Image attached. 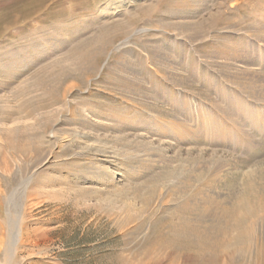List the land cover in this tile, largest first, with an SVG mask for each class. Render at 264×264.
<instances>
[{
  "label": "rangeland",
  "instance_id": "374dc122",
  "mask_svg": "<svg viewBox=\"0 0 264 264\" xmlns=\"http://www.w3.org/2000/svg\"><path fill=\"white\" fill-rule=\"evenodd\" d=\"M0 17V223L26 229L0 264H200L172 229L243 216L256 235L225 261L264 264V0H0ZM121 22L88 81L55 79Z\"/></svg>",
  "mask_w": 264,
  "mask_h": 264
},
{
  "label": "bare ground",
  "instance_id": "6f19581e",
  "mask_svg": "<svg viewBox=\"0 0 264 264\" xmlns=\"http://www.w3.org/2000/svg\"><path fill=\"white\" fill-rule=\"evenodd\" d=\"M33 5H35V4H33ZM39 5H40V3H39ZM36 6H38V5L36 4L35 7ZM29 7H30V5H29ZM25 8H23V9H25ZM34 9H36V8H34ZM26 10H28V8ZM143 12L146 15L147 14H150L151 12H153V8L152 7L151 8L150 7H147L146 9L143 10ZM20 13L22 14L23 12L21 11L18 14H20ZM27 13H30L31 14V12H27ZM23 15L26 16L27 14H23ZM23 18H25V17H23ZM28 18H30V17H28ZM18 22H19V20H18ZM14 26H15V24H14ZM175 26H177V25H175ZM7 27H9V26H7ZM0 28H3V27H0ZM126 28H128V26L125 23H122V22L121 23H113L111 25H105L101 29L100 33H98L96 35H93L92 37L86 39L85 41H82L77 46V49L74 50V52L72 54V57L69 56L70 57L69 58V57L66 56L68 58L67 61H66V65L64 64V66H62L60 68V71H58L59 73H57V75H56L57 78L55 77V79L56 80L57 79L63 80V82H64V80H68V79L70 80V78H72L73 81H71V82L73 83V86L77 85L79 83V81L84 83V81L86 79L89 80V77H91L92 75H94L95 72H96V70H97V68H98L97 67V61H98V59L102 58L103 56H106L105 55L106 54V51L109 48L113 47L114 42H115V38H117L116 37L117 32L118 31H121V30H124ZM2 30H4V29H2ZM128 30H125V33ZM5 34H6V32H5ZM71 53L72 52H70V54ZM59 64H60V62H59ZM56 65H58V64L56 63ZM59 67H60V65H59ZM88 80H86V81H88ZM59 83L60 82H58L57 85ZM86 83L84 85H86ZM59 85L61 86V83ZM65 86H66V84L64 83V86H63L64 89H65ZM56 88H58V87H56ZM74 88L75 87H73V89ZM60 90H62V89H60ZM70 91H71V89H70ZM55 92H57V91H55ZM54 93H52V94H54ZM52 97H54V96H52ZM11 204L12 203H10V205ZM7 211H9V210H7ZM248 217H250V216H248ZM246 220H247L246 217H244V216L243 217H240V219L238 220L237 226L236 227L234 226L235 228L233 229L234 232H235V234H232L234 232L231 233L229 231H225V232H222V233H219L218 234V233H214V231L212 229H210V228H208V229H198L197 228V230H195V234L192 235V236L191 235L190 236H187L186 233H182L181 234V233H179V230H177V229H172L173 230L172 231V234H173V236H175V241L185 240V242H187V244L189 245V247L194 248V249H196L198 251L197 253H199L201 255L199 257V260H198L200 264H215V263H209L207 261V258L206 257H208L209 255H211V257L212 256H214V257L216 256L217 258L220 257L223 260V263L222 264H235L233 261H229V262L227 261L226 262L225 260H227V258L229 256H231V254L235 251V249H236L235 252H237V247H238V245L240 246L241 242H245V243L248 242V244H249L250 241H251V239H252V237H253V233L255 234V227H254V225L253 224L246 225V223H247ZM6 226H7V230H8V235L5 238V235H4L5 225H3L2 222L0 223V245L5 244L7 246V250H10V252H11V251H14L16 249V247H17V245L19 243L20 235H22V233L24 231H26V229L24 230L25 227L23 228V226H20V221L19 222L17 221L16 223H14V221L12 220V217H11V219H8L7 220ZM25 234H26V236H28L27 232H25ZM173 241L171 242L172 244H173ZM174 243H176V242H174ZM246 245H247V243H246ZM163 246H165V245H163ZM166 246H167V244H166ZM174 246H176V245L174 244ZM169 249H170V247H169ZM8 252H6V253H8ZM191 256L193 257V255H191ZM196 258H198V257H196ZM233 258H235V257H233ZM175 262L176 261L174 260V263ZM194 264H196V263H194Z\"/></svg>",
  "mask_w": 264,
  "mask_h": 264
}]
</instances>
